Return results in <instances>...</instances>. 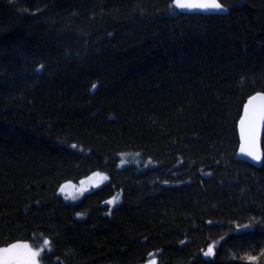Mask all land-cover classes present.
Returning a JSON list of instances; mask_svg holds the SVG:
<instances>
[{"label": "trees", "instance_id": "obj_1", "mask_svg": "<svg viewBox=\"0 0 264 264\" xmlns=\"http://www.w3.org/2000/svg\"><path fill=\"white\" fill-rule=\"evenodd\" d=\"M221 3L0 0V248L48 239L43 264H264V165L236 157L245 102L264 92V0ZM134 153L154 165L121 167ZM97 171L108 182L81 200L60 193Z\"/></svg>", "mask_w": 264, "mask_h": 264}, {"label": "snow or ice", "instance_id": "obj_2", "mask_svg": "<svg viewBox=\"0 0 264 264\" xmlns=\"http://www.w3.org/2000/svg\"><path fill=\"white\" fill-rule=\"evenodd\" d=\"M170 7L179 9H186L189 11H227L225 5L221 3V0H172ZM43 66H41L42 68ZM40 69H38L39 71ZM95 89L96 85L92 86ZM261 101L259 105H256L255 101ZM245 115L240 121V135L241 145L240 153L244 156L250 157L253 161H261L264 158V154L260 150V129L261 124L264 123V93H257L251 97L248 103L244 107ZM72 147H76L73 145ZM107 179V177H104ZM64 189L62 188L61 191ZM87 189H81V194ZM75 199V197H73ZM120 195L117 194L111 200L106 203L113 205L118 203ZM82 215V214H79ZM250 224L237 225V229H247ZM183 243V241H181ZM216 243L210 244L206 251H204L205 257H212L215 255ZM46 250H51V242L48 239L43 240V244L33 249L27 244L13 243L8 247L0 248V264H40V258L42 253ZM264 255V252L261 253ZM242 259L249 261H256L257 257L245 256ZM151 264H156V260L153 259Z\"/></svg>", "mask_w": 264, "mask_h": 264}, {"label": "rangeland", "instance_id": "obj_3", "mask_svg": "<svg viewBox=\"0 0 264 264\" xmlns=\"http://www.w3.org/2000/svg\"><path fill=\"white\" fill-rule=\"evenodd\" d=\"M142 163L147 165L146 167H148V168H149V166L152 167L154 165L151 162V160H147L145 162L143 159H141L139 157V155H137L135 153L134 154L121 155V167H126V166H130V165H138V164H142ZM104 177H107V179H104ZM107 182H108V176L106 175V173L97 171V172H94L93 174H91L90 176L82 179L78 183H73V182L65 183L62 186V188L64 190L63 191L60 190V193L64 196L65 199L77 202V201L81 200L88 192H90L96 188L98 189V188L104 186ZM81 189H87V190L83 191V193L81 194V191H80ZM73 197H75V199H73ZM121 201H122V199H121V195H120V199H119L118 203L113 204V205H109L110 209L113 210L115 207L119 206L121 204ZM27 245H29V244H27ZM30 247H32V246H30ZM153 259L156 260V264H157L156 258L149 259L145 264H151V261ZM40 264H43L41 259H40Z\"/></svg>", "mask_w": 264, "mask_h": 264}, {"label": "water", "instance_id": "obj_4", "mask_svg": "<svg viewBox=\"0 0 264 264\" xmlns=\"http://www.w3.org/2000/svg\"><path fill=\"white\" fill-rule=\"evenodd\" d=\"M182 10H186V9H182ZM186 11H189V10H186ZM193 11H198V12H213V13H224L225 11H220V12H215V11H199V10H193ZM257 93H264L263 91H258V92H255L254 94L250 95L246 102H245V105L248 103L249 99L253 96H255ZM256 105H259L261 103V101H255L254 102ZM244 105V107H245ZM245 115V111L243 109V112H242V116L241 118ZM241 118L238 122V134H239V140H240V143H239V147H238V150H237V159L238 160H242V161H245V162H248L252 165H254L255 167L257 168H261L263 165H264V158H262L261 161L257 162V161H253L250 157H247V156H244L240 153V145H241V135H240V121H241ZM263 142H264V123L261 124V129H260V150H261V153L264 154V149H263Z\"/></svg>", "mask_w": 264, "mask_h": 264}]
</instances>
